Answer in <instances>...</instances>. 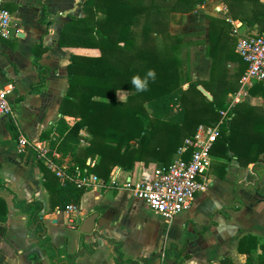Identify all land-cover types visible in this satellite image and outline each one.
<instances>
[{"label": "trees", "instance_id": "1", "mask_svg": "<svg viewBox=\"0 0 264 264\" xmlns=\"http://www.w3.org/2000/svg\"><path fill=\"white\" fill-rule=\"evenodd\" d=\"M226 6V15L239 20L250 29L264 33V1L221 0ZM204 0H84L82 16L70 17L60 30L59 46H82L97 48L98 55L71 53L67 64L68 86L61 98L60 117L50 130L42 131L40 139H46L47 154L69 156L65 171L92 173L107 180L113 167L130 170L137 162L143 164H168L174 158L176 148L190 137L198 124H214L220 119V111L226 110L224 95L237 90L239 79L246 63L230 46L226 28L209 17V32L205 53L211 58L207 80H191L184 68L182 49L191 43L182 35L168 31L170 13L187 12ZM38 22L45 20L46 7L38 0ZM214 26V27H213ZM48 47L42 42L32 46V59L38 79L31 83L27 94H36L44 85L49 69L40 62ZM234 63L230 74L227 63ZM154 69L156 77L149 80L148 89L136 92L130 83L133 75L143 76L147 69ZM186 84V87L183 85ZM203 85L212 95L208 100L198 89ZM118 91L126 92V102L120 103ZM260 92L264 96L263 82L251 84L249 95ZM24 98V96H19ZM106 98V99H105ZM72 118V121L65 119ZM179 126V138L167 147L171 132L168 124ZM84 132V135L81 132ZM52 136H51V135ZM84 144L80 145V142ZM229 152L231 155H229ZM264 152V109L242 100L227 109L226 118L219 125V132L212 143L210 154L228 159L233 157L240 166L257 161ZM32 157L34 151L27 149ZM90 162L86 163L87 158ZM216 162L213 172L220 178L226 173V162ZM43 174L44 185L54 195V203L63 211L72 203L78 206L84 186H77L72 179L63 182L44 160H37ZM7 188L0 179V189ZM12 192V191H11ZM13 193V192H12ZM12 198L15 199L14 193ZM27 213V226L38 239V244L47 252L60 250L50 241L41 218L42 204L37 200L26 202L14 200ZM232 209H237L234 206ZM6 202L0 197V240L11 254L17 250L4 238L7 219ZM209 225H203L202 229ZM192 236H186L181 247L171 243L162 252V259L183 260L185 245ZM113 246L115 264H151L158 256L152 253L139 260H124L120 251L121 241L107 239ZM247 249L241 247L249 242ZM96 243L87 244L80 239L79 249L65 254L68 262L82 253H91ZM259 248L256 264H264V243L255 236L244 235L237 250L250 253ZM247 264V260L246 263Z\"/></svg>", "mask_w": 264, "mask_h": 264}, {"label": "crops", "instance_id": "2", "mask_svg": "<svg viewBox=\"0 0 264 264\" xmlns=\"http://www.w3.org/2000/svg\"><path fill=\"white\" fill-rule=\"evenodd\" d=\"M83 1L43 0L45 20L48 21L46 25L37 20L40 14L38 0H0L1 5L11 12L12 30L16 32L9 38H0V86L11 88L8 99L13 110L11 116H0V179L7 186L0 189V197L5 200L8 211L4 238L17 250L16 254H11L0 240V264H48L45 250L27 226V213L19 209L14 203L15 199L41 202L40 213L46 234L53 245L63 247L65 254L75 253L79 249L80 239L87 244L96 243L91 253L77 255L74 264H115V252L107 239L121 241L120 251L124 260H139L157 253L159 256L151 264H245L246 260L247 264H256L259 248L244 253L238 251L237 246L244 235L255 236L264 243V152L256 162L247 166H240L233 157L222 159L211 156L206 171V189L197 193L187 210L170 220L150 210L126 186L127 182L134 184L140 178L141 171H152L161 165L142 162H137L130 170L113 167L107 180L97 176V182L84 188L77 206L78 213L87 215L98 212L94 230L90 234L66 225L65 213L58 215L62 211L53 206L54 195L43 183V174L31 144L39 143L46 147L47 140L40 139L39 135L52 129L60 117L58 107L68 86L70 54L99 53L96 48L57 44L60 30L70 17L82 16ZM209 1L200 5L199 9L210 6L213 9L211 13L208 11L211 17H219L223 13L227 20L239 24L240 21L226 15V6L221 0H212V6ZM247 30L256 32V29L246 25L236 29L244 33ZM204 35L207 41V28ZM40 41L48 47L41 55L40 62L48 67L49 73L38 93L27 94L31 83L38 79L31 59L32 46ZM198 46L202 53L198 65L195 64L193 77L207 80L211 58L205 54L206 43ZM239 88L240 84L237 90ZM244 89L246 95L243 100L264 109V96L260 92L249 95L248 87ZM65 119L71 121L72 118L65 116ZM167 129L171 132L167 147H171L179 138V126L170 123ZM21 136L28 142L22 150L18 145ZM28 148L34 151L30 158ZM52 156L55 159L58 157L57 161L53 160L54 164L63 170L70 163L68 156L60 157L55 152ZM217 160L226 162L223 178L213 172ZM234 206L237 209H232ZM203 225L209 227L202 229ZM186 236L192 237L188 239L181 256L186 254L188 258L163 260V250L171 243L181 247ZM250 246V241L241 245L243 249ZM63 263L70 264L67 259Z\"/></svg>", "mask_w": 264, "mask_h": 264}, {"label": "built area", "instance_id": "3", "mask_svg": "<svg viewBox=\"0 0 264 264\" xmlns=\"http://www.w3.org/2000/svg\"><path fill=\"white\" fill-rule=\"evenodd\" d=\"M15 34L12 30L11 12L0 3V38L6 39ZM234 49L246 63V67L239 79L240 88L232 94L227 109L243 100L246 95L244 87H249L254 82H264V33L253 31L238 37ZM10 89L0 86V116L13 115L8 99ZM227 109L220 111V119L216 123L198 124L194 133L176 148L170 163L161 164L152 171L143 170L134 184L126 183L133 195L161 218L170 220L176 214L187 210L197 193L206 189V171L211 160L210 149L219 132V125L226 118ZM18 145L22 150L28 142L21 136L18 138ZM31 147L35 151V160H44L62 182L72 179L77 186L86 187L98 181L94 174L78 169L69 173L57 167L54 161L46 156L47 148L42 144H31ZM63 212L66 216L65 223L74 227L78 207L70 203Z\"/></svg>", "mask_w": 264, "mask_h": 264}, {"label": "rangeland", "instance_id": "4", "mask_svg": "<svg viewBox=\"0 0 264 264\" xmlns=\"http://www.w3.org/2000/svg\"><path fill=\"white\" fill-rule=\"evenodd\" d=\"M207 1L208 0H204L203 3L196 5L195 8L191 11H187V12L174 11V12H171L170 17H169V23H168L169 33L172 35H182L187 40H189L191 42V43H189L188 46H186L182 49V54H181L183 56V59H184L185 71L187 72V76L191 80L198 79V78L193 77L195 64L198 65L199 56L202 53L201 52L202 50L200 51L198 49V47H199L198 45H202V44L207 43V41H205L204 32L206 31V28L209 32L210 14L208 13V11L211 13L213 11V9L210 6H208V7L206 6V7H204V9H199V6L206 3ZM208 3H211V6H212V0L209 1ZM220 15L221 16H219V17L217 16L214 18H216L218 20L217 24H222L223 27L226 28V32H228V36L230 38V46L232 45V47H233L237 38L241 37L245 34H248L249 31L247 30V33L236 31L237 27L241 26L239 20L237 21V22H239V24L235 25L234 22H230L229 20H227L223 13H220ZM242 25L245 26V24H242ZM207 39H208V36H207ZM98 54H96V55H98ZM85 55H88V54H85ZM226 66H227L228 72L231 74L234 71V69H233L234 63L228 62ZM209 68H210V64H209ZM263 84H264V82H263ZM183 87H186V84L183 85ZM235 91L236 90L228 91L224 95V102H225L226 106H228L229 103L231 102L230 99L232 98V94ZM118 94L125 96L126 92L125 91L124 92H118ZM117 98H118V95H117ZM72 120L73 119H71V121ZM81 133L84 135L83 131ZM81 144H84V141H81L80 145ZM211 156L213 158H220V157H217L214 155H211ZM57 159H58V157H57ZM57 159H56V161H57ZM62 214L64 215L63 211L60 212V214H58V215L61 216ZM66 225H68V224H66ZM68 226H70V225H68ZM64 228H66V227H64ZM45 252H46L45 256L48 259V264H64L63 260L67 259L65 257L63 247L60 248V250L55 252V253H49L47 251H45Z\"/></svg>", "mask_w": 264, "mask_h": 264}, {"label": "water", "instance_id": "5", "mask_svg": "<svg viewBox=\"0 0 264 264\" xmlns=\"http://www.w3.org/2000/svg\"><path fill=\"white\" fill-rule=\"evenodd\" d=\"M197 89L208 99L211 100V94L205 90L201 85H197ZM90 158L88 157L86 162L88 163ZM98 218V212H91L87 215L76 214L75 216V228L84 234H90L94 230L95 223ZM66 263V262H65Z\"/></svg>", "mask_w": 264, "mask_h": 264}, {"label": "clouds", "instance_id": "6", "mask_svg": "<svg viewBox=\"0 0 264 264\" xmlns=\"http://www.w3.org/2000/svg\"><path fill=\"white\" fill-rule=\"evenodd\" d=\"M156 77V73L154 69H147L143 76L140 75H133L131 77L130 83L135 89L136 92L146 91L148 89V82L149 80H154ZM118 100L120 103L126 102V96L117 94ZM106 99V98H105Z\"/></svg>", "mask_w": 264, "mask_h": 264}, {"label": "flooded vegetation", "instance_id": "7", "mask_svg": "<svg viewBox=\"0 0 264 264\" xmlns=\"http://www.w3.org/2000/svg\"><path fill=\"white\" fill-rule=\"evenodd\" d=\"M67 263V262H66Z\"/></svg>", "mask_w": 264, "mask_h": 264}]
</instances>
